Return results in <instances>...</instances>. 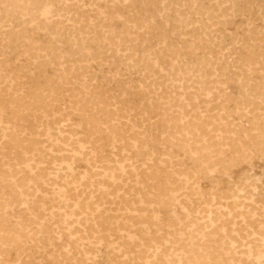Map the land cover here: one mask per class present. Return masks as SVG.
<instances>
[{"label": "rangeland", "instance_id": "obj_1", "mask_svg": "<svg viewBox=\"0 0 264 264\" xmlns=\"http://www.w3.org/2000/svg\"><path fill=\"white\" fill-rule=\"evenodd\" d=\"M262 230L264 0H0V264H218Z\"/></svg>", "mask_w": 264, "mask_h": 264}, {"label": "bare ground", "instance_id": "obj_2", "mask_svg": "<svg viewBox=\"0 0 264 264\" xmlns=\"http://www.w3.org/2000/svg\"><path fill=\"white\" fill-rule=\"evenodd\" d=\"M32 10V9H31ZM25 13V12H24ZM57 58V57H56ZM138 62V61H137ZM50 63V62H49ZM190 106V105H189ZM156 109V108H155ZM168 109V108H167ZM167 114V113H166ZM17 116H19V115H17ZM171 116V115H170ZM187 117V116H186ZM175 119V118H174ZM173 119V120H174ZM199 120V119H198ZM196 121V120H195ZM191 123V122H190ZM198 125V124H197ZM118 126V125H117ZM193 127V126H192ZM201 127V126H200ZM181 128V127H180ZM183 128V127H182ZM12 129V128H11ZM188 129V128H187ZM187 129H185V130H187ZM202 130V129H201ZM190 132V131H189ZM181 133V132H180ZM186 133V132H185ZM258 136H260V135H258ZM183 137V136H182ZM185 137V136H184ZM14 139V138H13ZM176 139V138H175ZM191 140V139H190ZM252 140V139H251ZM190 142V141H189ZM200 142V141H199ZM132 144V143H131ZM214 144H216V142L214 143ZM139 148V147H138ZM202 148V147H201ZM203 149V148H202ZM139 152V151H138ZM213 153V152H212ZM221 153V152H220ZM200 154V153H199ZM201 158V157H200ZM204 158V157H203ZM229 162V161H228ZM152 168V167H151ZM67 169V168H66ZM159 170V169H158ZM13 174V173H12ZM154 177H155V175H154ZM163 178V177H162ZM152 179V178H151ZM129 180V179H128ZM130 181V180H129ZM184 182V181H183ZM141 183V182H140ZM145 183H146V181H145ZM156 186V185H155ZM158 186V185H157ZM39 187V186H38ZM59 187V186H58ZM161 189V188H160ZM159 189V190H160ZM33 190V189H32ZM178 190V189H177ZM156 191V190H155ZM158 191V190H157ZM161 191V190H160ZM173 191H176V190H173ZM140 192H141V190H140ZM35 195V194H34ZM154 195V194H153ZM145 196V195H144ZM156 196V195H155ZM157 196H158V194H157ZM156 196V197H157ZM151 198V197H150ZM229 198V197H228ZM158 199V198H157ZM160 199H161V197H160ZM151 200V199H150ZM155 200V199H154ZM161 200H163V199H161ZM220 200H222V199H220ZM152 201V200H151ZM157 201V200H156ZM156 201H154V202H156ZM254 201V200H253ZM159 202V201H158ZM157 202V203H158ZM219 202V201H218ZM162 203V202H161ZM240 204V203H239ZM30 205V204H29ZM43 205V204H42ZM159 205V204H158ZM160 205H163V203L162 204H160ZM167 205V204H166ZM218 205V204H217ZM167 206H170V205H167ZM222 206V205H221ZM32 207V206H31ZM41 207V206H40ZM239 207V206H238ZM247 207V206H246ZM33 208V207H32ZM198 208V207H197ZM170 209V208H169ZM231 209V208H230ZM26 210V209H25ZM156 210V209H155ZM204 211V210H203ZM42 222V221H41ZM33 223V222H32ZM41 224V223H40ZM255 224V223H254ZM43 231V230H42ZM73 231V230H72ZM183 231V230H182ZM216 231V230H215ZM240 231V230H239ZM40 232V231H39ZM195 232V233H194ZM193 233H192V237H193V239H196V238H198V235L201 233L199 230L198 231H194ZM217 232V231H216ZM263 232V233H262ZM262 232H260L259 233V235H260V237L261 238H263L264 239V231L262 230ZM28 233V232H27ZM43 233V232H42ZM20 234V233H19ZM25 234V233H24ZM228 234H229V231H228ZM227 234V235H228ZM224 235V234H223ZM15 236V235H14ZM18 236V235H17ZM171 237H172V235H171ZM190 238V237H189ZM234 238V237H233ZM96 239V238H95ZM97 239H99V237L97 238ZM220 239H221V237H220ZM10 240V239H9ZM13 240V239H12ZM15 240H16V238H15ZM235 240V239H234ZM46 241V240H45ZM176 242H177V240H175ZM11 242V241H10ZM17 242V241H16ZM20 242H23V241H20ZM159 242V241H158ZM187 242V241H186ZM209 242V241H208ZM7 243V242H6ZM13 243V242H12ZM11 243V244H12ZM17 243H19V242H17ZM175 243V242H174ZM179 243V242H178ZM2 244V243H1ZM0 244V245H1ZM4 244V243H3ZM10 244V245H11ZM8 245V244H7ZM18 245V244H17ZM20 245V244H19ZM159 245H160V243H159ZM194 245V244H193ZM19 247V246H18ZM182 247V246H181ZM197 247V246H196ZM1 248V247H0ZM5 248V247H4ZM14 248H15V246H14ZM17 248V247H16ZM20 248V247H19ZM40 248V247H39ZM41 248H43V247H41ZM149 248V247H148ZM9 249V248H8ZM18 249V248H17ZM17 249H15V250H17ZM203 249L205 250V252H206V254H207V256H209L210 255V253H218L219 254V256L221 257V259H220V261H219V263L218 264H264V252H260V254L258 255V257L256 258V259H253V258H248V256L244 259V258H242V256H239V255H237L236 254V252H234V250L232 249V250H230L228 247H226L225 246V243L224 244H221V245H217V246H215V247H212L210 244L209 245H206L205 247H203ZM20 250V249H19ZM7 251V250H6ZM8 251H10V250H8ZM7 251V252H8ZM18 251V250H17ZM193 251V250H192ZM11 252V251H10ZM13 252H15V251H13ZM154 253V252H153ZM168 253V252H167ZM166 253V254H167ZM7 254V253H6ZM246 254V253H245ZM12 255H13V253H12ZM202 255V254H201ZM5 256V255H4ZM17 257L19 256V255H16ZM211 256H213L212 254H211ZM215 256V255H214ZM244 256H246V255H244ZM2 257V256H1ZM12 257V256H11ZM160 257H161V255H160ZM159 257V258H160ZM182 257H183V255H182ZM13 258V257H12ZM18 259V258H17ZM16 259V260H17ZM219 259V258H218ZM1 260V259H0ZM13 260V259H12ZM19 260V259H18ZM164 260V259H163ZM214 260V259H213ZM11 261V260H10ZM15 260H13V262H14ZM173 261V260H172ZM175 261V260H174ZM173 261V262H174ZM2 262V261H1ZM8 262V261H7ZM16 262V261H15ZM151 262H152V260H151ZM150 262V263H151ZM164 262V261H163ZM170 262V261H169ZM197 262V261H196ZM10 263V262H9ZM149 263V262H148ZM157 263H158V261H157ZM172 263V262H171ZM175 263V262H174ZM173 263V264H174ZM192 263V262H191ZM4 264V263H3ZM7 264V263H6ZM153 264H154V262H153ZM178 264H183V261L180 259V261H178ZM199 264H203V263H199ZM213 264V263H212Z\"/></svg>", "mask_w": 264, "mask_h": 264}]
</instances>
